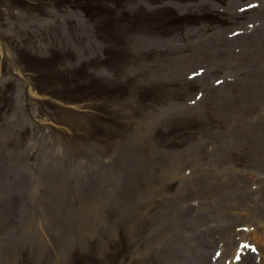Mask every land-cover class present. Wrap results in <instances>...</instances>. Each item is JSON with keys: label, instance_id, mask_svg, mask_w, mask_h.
Segmentation results:
<instances>
[{"label": "rangeland", "instance_id": "rangeland-1", "mask_svg": "<svg viewBox=\"0 0 264 264\" xmlns=\"http://www.w3.org/2000/svg\"><path fill=\"white\" fill-rule=\"evenodd\" d=\"M161 1L0 0V264H210L264 223V0Z\"/></svg>", "mask_w": 264, "mask_h": 264}, {"label": "bare ground", "instance_id": "bare-ground-1", "mask_svg": "<svg viewBox=\"0 0 264 264\" xmlns=\"http://www.w3.org/2000/svg\"><path fill=\"white\" fill-rule=\"evenodd\" d=\"M256 240V239H255ZM257 241V240H256ZM258 242V241H257Z\"/></svg>", "mask_w": 264, "mask_h": 264}]
</instances>
